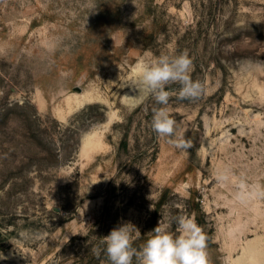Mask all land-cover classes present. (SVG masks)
I'll use <instances>...</instances> for the list:
<instances>
[{"label":"rangeland","instance_id":"rangeland-1","mask_svg":"<svg viewBox=\"0 0 264 264\" xmlns=\"http://www.w3.org/2000/svg\"><path fill=\"white\" fill-rule=\"evenodd\" d=\"M185 50L182 151L135 86ZM180 215L209 264H264V0H0V264H108L113 228L140 248Z\"/></svg>","mask_w":264,"mask_h":264},{"label":"clouds","instance_id":"clouds-1","mask_svg":"<svg viewBox=\"0 0 264 264\" xmlns=\"http://www.w3.org/2000/svg\"><path fill=\"white\" fill-rule=\"evenodd\" d=\"M193 60L187 50L179 54H160L140 66L137 96L154 100L158 107L152 109L151 129L165 138L173 147L187 151L192 143L184 135L177 134V121L171 115L168 104L173 96L179 100L198 101L205 91L204 84L193 80ZM178 85L177 90H171ZM175 232L158 225L148 233V239L140 247H134L131 224L113 228L102 237L101 244L92 249L97 257L103 252L108 264H209L208 236L194 218L180 215L175 218ZM131 225V227H130ZM136 234L140 232L135 228ZM0 259H7L0 253Z\"/></svg>","mask_w":264,"mask_h":264}]
</instances>
